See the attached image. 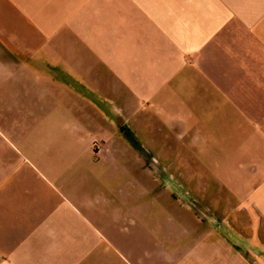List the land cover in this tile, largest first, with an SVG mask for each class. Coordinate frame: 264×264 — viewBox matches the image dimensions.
Listing matches in <instances>:
<instances>
[{
    "label": "crops",
    "instance_id": "1",
    "mask_svg": "<svg viewBox=\"0 0 264 264\" xmlns=\"http://www.w3.org/2000/svg\"><path fill=\"white\" fill-rule=\"evenodd\" d=\"M244 89L264 90V0H0V264H253L177 181L91 158L241 154Z\"/></svg>",
    "mask_w": 264,
    "mask_h": 264
},
{
    "label": "rangeland",
    "instance_id": "2",
    "mask_svg": "<svg viewBox=\"0 0 264 264\" xmlns=\"http://www.w3.org/2000/svg\"><path fill=\"white\" fill-rule=\"evenodd\" d=\"M242 92L241 154H230L225 148L216 153L158 154L145 143L146 155L144 152L128 155L93 153L91 158L94 162L106 163L107 177H136L145 180L148 192H177L173 181H167V174L159 177L150 168L149 157H157L160 165L181 185L177 193L188 191L198 207L207 208L219 221L224 220L229 242H254L253 253L258 259L253 264H264V191L260 201L252 191V186L256 188L258 180L264 177L260 171L256 174L257 167L264 164V153L251 152L264 150V139L253 136L258 123L264 125V122L257 123L259 115H264V90H257V95L255 90L244 89ZM257 98L258 105L255 104ZM225 145L229 146L230 141ZM198 150L200 148L194 151ZM28 160L36 163L35 155H28Z\"/></svg>",
    "mask_w": 264,
    "mask_h": 264
},
{
    "label": "built area",
    "instance_id": "3",
    "mask_svg": "<svg viewBox=\"0 0 264 264\" xmlns=\"http://www.w3.org/2000/svg\"><path fill=\"white\" fill-rule=\"evenodd\" d=\"M149 166L157 176L160 177L164 174H167L168 178L173 180V176L168 174L166 169L160 165V162H159L157 157H155V156L149 157ZM181 195L188 200L189 205L192 208H194L202 218L207 219V220H209L213 223H217V224L220 222L222 224L225 223L224 220L218 221L217 218H215L212 214H210V212L207 208L204 209V208L198 207L196 200L190 196L188 191L183 190Z\"/></svg>",
    "mask_w": 264,
    "mask_h": 264
}]
</instances>
